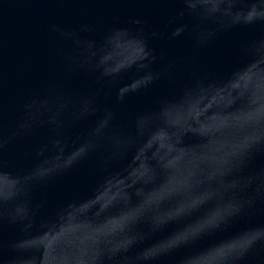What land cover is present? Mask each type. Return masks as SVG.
<instances>
[{
    "label": "water",
    "instance_id": "obj_1",
    "mask_svg": "<svg viewBox=\"0 0 264 264\" xmlns=\"http://www.w3.org/2000/svg\"><path fill=\"white\" fill-rule=\"evenodd\" d=\"M0 264H264V0H0Z\"/></svg>",
    "mask_w": 264,
    "mask_h": 264
}]
</instances>
